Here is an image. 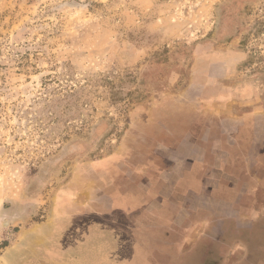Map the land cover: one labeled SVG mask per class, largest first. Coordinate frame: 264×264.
<instances>
[{
  "label": "rangeland",
  "instance_id": "1",
  "mask_svg": "<svg viewBox=\"0 0 264 264\" xmlns=\"http://www.w3.org/2000/svg\"><path fill=\"white\" fill-rule=\"evenodd\" d=\"M247 88L264 107V0H0V264H99L95 164ZM132 228H109L115 264H149Z\"/></svg>",
  "mask_w": 264,
  "mask_h": 264
},
{
  "label": "crops",
  "instance_id": "2",
  "mask_svg": "<svg viewBox=\"0 0 264 264\" xmlns=\"http://www.w3.org/2000/svg\"><path fill=\"white\" fill-rule=\"evenodd\" d=\"M247 90L215 100L237 110L203 111L190 124L171 115L95 164L102 179L82 186L91 203L79 211L92 218L81 231L88 260L116 263L109 228L122 216L128 243L151 245L149 264H264V107Z\"/></svg>",
  "mask_w": 264,
  "mask_h": 264
},
{
  "label": "flooded vegetation",
  "instance_id": "3",
  "mask_svg": "<svg viewBox=\"0 0 264 264\" xmlns=\"http://www.w3.org/2000/svg\"><path fill=\"white\" fill-rule=\"evenodd\" d=\"M103 160V159H102ZM101 161V160H100ZM99 162V161H98ZM68 185V184H67ZM68 187H69V185H68Z\"/></svg>",
  "mask_w": 264,
  "mask_h": 264
}]
</instances>
